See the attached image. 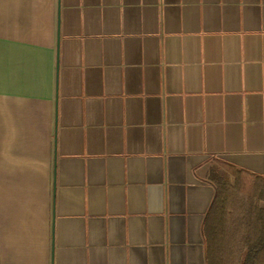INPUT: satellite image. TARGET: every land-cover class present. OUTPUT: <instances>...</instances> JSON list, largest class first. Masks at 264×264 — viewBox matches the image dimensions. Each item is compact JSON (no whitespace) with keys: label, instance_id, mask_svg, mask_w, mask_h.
Masks as SVG:
<instances>
[{"label":"crops","instance_id":"1","mask_svg":"<svg viewBox=\"0 0 264 264\" xmlns=\"http://www.w3.org/2000/svg\"><path fill=\"white\" fill-rule=\"evenodd\" d=\"M217 162L264 178V0H0V264H213Z\"/></svg>","mask_w":264,"mask_h":264},{"label":"trees","instance_id":"2","mask_svg":"<svg viewBox=\"0 0 264 264\" xmlns=\"http://www.w3.org/2000/svg\"><path fill=\"white\" fill-rule=\"evenodd\" d=\"M215 197L206 219L213 264H264V178L217 162Z\"/></svg>","mask_w":264,"mask_h":264},{"label":"rangeland","instance_id":"3","mask_svg":"<svg viewBox=\"0 0 264 264\" xmlns=\"http://www.w3.org/2000/svg\"><path fill=\"white\" fill-rule=\"evenodd\" d=\"M263 207H264V205H263Z\"/></svg>","mask_w":264,"mask_h":264}]
</instances>
